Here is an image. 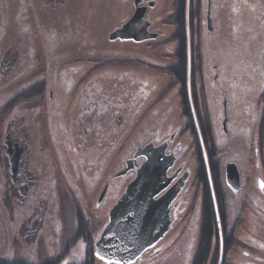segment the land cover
<instances>
[{"label": "rangeland", "instance_id": "rangeland-1", "mask_svg": "<svg viewBox=\"0 0 264 264\" xmlns=\"http://www.w3.org/2000/svg\"><path fill=\"white\" fill-rule=\"evenodd\" d=\"M173 1L174 0H156L157 4H154L156 8L153 9L150 14V21L153 22L152 30L157 31L159 34L163 33V37L149 39L147 46L142 44L137 46L136 49L129 50L130 53L136 57V59L134 58L135 60H131L130 63L127 60L121 62L122 64H115L113 61H105L101 65V61L96 60L94 56H89L88 59H84V61L81 62L82 60L79 61L72 59V57L70 58V55H79L81 52L95 51L96 49L101 50L104 43L108 44L107 36L110 30L120 26L130 14L129 8L124 5L125 3L123 4L122 0H0V58L4 61L3 63L0 59V63L3 65L1 67H5L6 69L3 72L0 71V75L3 74V76H0V105L6 104L5 107L0 106V111L6 110V113L4 112V117L11 118L12 112L16 113V110H21L23 107H29V110L30 106L36 102L35 106L40 110L39 115L31 114V110H27L26 112V114H28L26 117V131L29 132L31 141L38 143L37 147L41 153L39 166H42V169L38 172L40 174V180L35 185L34 196H36V203H39L40 199L50 196L51 193V196H54L51 199H46L47 203L45 209L49 212L51 211L50 218H52L46 219L47 225H45L44 229L45 234L42 235L46 241H44L43 245H38L40 250L37 251L20 249L17 242H15L17 232L14 231L13 213L15 212L16 218L22 215L25 209L14 206L15 201L13 198L15 191L12 189L10 183H8L7 180L5 181V159L3 156L1 157L0 147L1 262L9 263L13 261H22L27 264H41L39 261H46L45 256L50 254L49 249L54 250V255L57 254L58 251H61L60 249H63L65 251L67 250V253L71 251V254L68 256L69 263L67 264H82L84 254V257H87V248L85 246H88V242L76 236L79 220L81 218L87 224L86 232L85 229L84 232L88 236V248L90 251L93 250L92 243L94 234L99 229L101 223L100 220V222L97 220L98 217H96V219L94 216L91 209L92 204L88 203L89 201L87 200L88 196L85 198L84 194H82L87 204L82 205L83 203L79 204L77 201L74 203L70 200L66 192H63L60 187H56L58 183L55 182V187L52 183H45V176L43 174L45 167L50 166L49 163L52 164L51 162H53V159L47 156L48 153L44 152L45 148L47 152L48 149H50L49 151L51 153L53 152V155L56 157L55 145L57 149L61 150V152H58V155L62 156L61 153L64 155V148L69 142L65 139L66 134H58V132L64 131V129H58V123H61L60 127L65 128L70 121V123L73 124L74 130L75 127H77V130L73 132L75 139L73 140L78 144V150L86 152L84 150L85 148L82 147V144L85 142L81 140V137L85 138L84 134L81 132V125L83 123H77L78 119L74 116L75 104L73 100L77 98L76 94H78V92L81 93L79 91L80 85L85 84L87 80H83L80 84H77L79 80L76 79L75 87L71 88L73 89L72 92H66L64 87L57 90L59 100H57V103L53 102L52 106H54V108L48 107L49 110L56 111L57 114L53 117V124L47 127L46 123H44V116L48 117V114L46 109L43 108L47 103L45 101H40V103L37 100H33L37 98H30V94L26 92V90L25 92H21L24 91L23 89L27 86V84L24 83V79L31 78L29 81L30 83H33L35 80L42 81V83L45 84L47 83V96L49 86L53 88L56 85L53 83V81L56 80L55 77L62 76L58 75V73H64L66 70L74 69L75 66H79L78 62L83 63V66H79L81 72L84 68H109V72L105 73L107 76H105L103 84L108 104L110 105L109 107L113 109L108 114H110V116L113 115L114 120L110 118L109 115H105L103 124H99L100 127L103 128V135L100 134L101 145L103 144L108 147L114 146V150H118V153H120L119 158L122 157L126 159L130 155L135 143L140 144L144 142L146 137L149 139L152 138L146 136L147 128H149L151 132L156 130L162 134L175 130V128L181 124L180 130L178 131L181 136L188 138V142H185V145L188 149L187 156L189 155L186 164L191 170L192 177H190V179L195 176L197 167L192 155V145L189 139L191 136L189 131L185 128L184 119L182 117L178 87L173 80L172 74L168 71V69L171 68L168 66L175 61L174 53L176 50V41L172 38L174 36L172 31L174 30L175 33V26L173 25L172 27L171 25V21L176 13V5ZM201 1L203 2L205 0ZM227 1H231L233 5H235L234 0H216V2L213 3L216 8L214 6L211 7L212 16L217 18V21L215 19V23L211 25L212 31H210V24L207 27L204 23L205 17H209V13L205 11L204 8L200 12V21H203V29L200 30L199 44L203 60L204 87L207 104L209 100H212L215 108H217L216 106L218 104L220 107V103L217 101L220 94L228 92L233 113L239 114L240 120H242L243 125H245L247 121V116L245 117V113L243 112V105L247 102L245 99L247 98L256 103L258 102L259 96L264 91V76L262 75V66L264 67V58H262L264 57V21H261V18L264 16V11L262 12L256 8L257 5L260 6L259 1L264 2V0H238L239 4L246 8L241 10L240 19H235L234 23L230 22L233 15L228 12L231 8V4ZM219 3L220 7L217 8ZM202 5L204 6V4ZM222 17H225L226 20L222 19ZM242 19L244 28H247L246 21L256 20L260 24L259 25L255 21L256 25L254 28H256L255 34L257 35H254L257 38L250 41V46L251 44H256L254 48H250V46L243 41L244 28L242 29L239 24ZM217 22L218 25H216ZM219 24L221 27L222 24H224V27L220 28ZM233 26L238 27L237 34H233L231 38L226 37V33H228L231 28L233 29ZM155 28H159L161 31ZM249 30L252 29L249 28ZM258 31L260 33H258ZM250 35L248 31L247 36ZM260 37L263 38V41L261 44H257L261 41ZM111 44L109 46L110 48H117L118 43H114V45ZM107 48L108 46L104 49ZM261 48L263 52L262 57L259 55V50H261ZM146 59L147 61H145ZM95 62H98L99 66H97ZM213 65H217L221 71L214 74L212 69ZM116 68H118V70ZM129 68H134V73L126 72ZM254 69H257V71L253 74H248V77L241 74L248 73L251 70L254 71ZM215 71L217 72L218 70ZM91 72L90 70L89 73L91 74ZM257 72L258 75H256ZM37 73H39L38 76ZM76 75H74V77L70 76L69 80H74L73 78H75ZM71 83L73 82L71 81ZM16 98L19 100L9 106V102ZM68 104H71L73 109L70 107L67 108ZM246 105L249 104L246 103ZM65 109L69 110L72 116H68V111L65 115ZM216 112V110L213 111L214 116ZM252 112L255 116L256 114H254L253 109ZM62 116H64L65 119H63ZM213 119H215V117ZM64 121L67 123H64ZM1 122L2 120L0 119V126ZM214 123L216 134L221 135L217 129L223 132L222 118L218 116ZM211 124L213 130L214 125L212 119ZM88 125V129L90 130V124ZM255 131L256 129L243 138L236 137L232 140H228L222 147V151L218 149L216 160L219 167L220 180L224 178L222 163L224 161L235 160L234 154H232L233 149H239L238 151L241 152L243 163L240 169L243 170L242 175L244 181H248L250 178L254 177L255 170H253L251 166L254 154L250 151V147H253L254 144L253 137H255ZM199 134L202 140L201 133ZM50 139L54 142L53 145L47 143ZM214 139L215 137L213 136V140ZM62 145L64 146L63 148ZM71 146H73V144ZM201 153V158L206 168L208 159L204 156L202 147ZM78 155H80V152H78ZM108 160L109 162L113 161V158H108ZM53 178L55 179L54 174ZM208 181H211L210 173H208ZM125 183L126 186L128 182ZM245 186L247 187L248 185ZM195 196V201L199 200L198 197L200 193H195ZM232 197V195L227 196L230 207L233 206L232 203H234L236 208H239V201L237 199L235 201ZM51 200H54L56 203L52 201V207L54 208L50 207L49 209ZM12 207L13 209L11 211L10 208ZM77 207L80 210H77ZM226 208L227 207H225V209ZM240 210L245 217L247 209ZM75 212H77L78 215H74ZM234 212L238 215V210L236 209L234 211L233 208H231L230 214L233 215ZM192 217V212L182 217L175 226L174 232H181L182 235V231L187 230V227H189L187 225L192 223ZM233 218L230 221H232ZM182 222H184V227L183 225L180 226L183 224ZM200 222L201 220H199V223ZM53 223L60 227L61 237L56 236V233L53 232ZM199 235V226L195 231L192 225L183 236L184 240L182 244L177 243L168 249L166 248L165 252H163L165 256L170 253L171 249L173 250V254H171L173 256L166 257L170 260V264H185L188 261H190L188 264H191L199 242ZM170 237L171 236L168 238L170 239ZM179 238H181V236H179ZM55 240H59V242L56 243ZM64 241L69 243V245L61 244L64 243ZM32 243L33 241H28L26 244L32 246ZM61 253L63 252H59L60 256ZM67 253H63L64 256L61 258L66 257ZM164 257L161 256L160 258L163 259ZM89 261L95 264L91 259H89ZM58 264H63V262H59Z\"/></svg>", "mask_w": 264, "mask_h": 264}, {"label": "flooded vegetation", "instance_id": "flooded-vegetation-1", "mask_svg": "<svg viewBox=\"0 0 264 264\" xmlns=\"http://www.w3.org/2000/svg\"><path fill=\"white\" fill-rule=\"evenodd\" d=\"M122 1L123 4L125 3L124 5L129 8L130 14L128 18L120 24V26L115 27L114 29L112 28L110 30V33L107 36L108 44L104 43V46L101 50L96 49L95 51L81 52L79 55H70V58L72 57V59L79 61L82 60L81 62H83L84 59H88L89 56H94L96 60L101 61V65L105 61H113V63L115 64H122L121 62L127 60L130 63L131 60L136 59L135 55L130 53L131 49H136L137 46L142 44L147 46L149 39L151 40L153 38L152 35H156L154 39L163 37V33L159 34L157 31L152 30L153 22L150 21L151 11L156 8V6L154 5L155 3L157 4L156 0ZM234 1L235 5H233L231 1H227L229 4H231V8L228 12L232 13L233 15L232 19L230 20V22L233 23L235 19L238 18L237 13L239 9L244 7L239 4L238 0ZM214 2H216V0H205L202 2V4H204L205 6L204 7L202 5V9L204 8L205 11L209 13V17H205L204 23L207 27L210 24L209 26L211 27V31V25L215 23V19L217 21V18L212 16L211 10V7L214 6ZM173 3H175V0L173 1ZM261 3L264 5L263 1H261ZM219 7L220 3L217 8ZM139 8H142L143 10ZM137 9H139L138 14H140V12L143 13L142 16H136V19L130 22V19L133 18ZM222 19L226 20L225 17H222ZM255 21L256 20L250 21L253 28L256 25ZM171 25L173 27L172 23ZM216 25H218V22L216 23ZM199 26L201 29L203 26V21L200 22ZM219 26L220 28H222L224 27V24H222V27L220 24ZM155 29L160 30L159 28ZM248 31L251 35L255 34V29ZM172 32L174 33V30ZM258 33L260 32L258 31ZM112 34L114 35L111 37ZM256 38L257 37L250 36L249 39V37L247 36L248 42L246 43L248 44V46H250V41ZM260 38L261 41L257 44H261L264 37ZM114 43H118L117 48H110V44L114 45ZM107 46L108 48L104 49ZM255 46L256 44H251L250 48H254ZM262 54L263 52L261 48V50H259L260 57H262ZM0 59L3 61L2 58ZM145 61H147V59ZM81 62H78L79 66H83V63ZM95 64L99 66L98 62H95ZM173 65L174 61L168 67H171ZM1 66L3 65L0 63V71H5V67ZM79 66H75L74 69L66 70L64 73H58V75L62 76L55 77L56 80L53 81V83L56 84V88H52L51 86H49L47 96V83L45 84L42 83V81L36 80L33 83H30L29 81L31 78L24 79V83H26L27 86L25 89H23L24 91L21 92H25V90L26 92L35 90L43 91L42 95H39L38 97H36L37 99L33 100H37L39 102L45 101L47 103L46 106L43 107L44 109H46L48 114V117L44 116V123H46L47 127H49L50 124H53V117L57 114L56 111L54 112L48 109V107L54 108V106H52L53 102L57 103V100H59L57 90H60L61 87H64V90L66 92H72L73 89L71 88L75 87L77 81L76 79L79 80L77 84H80V82H82L83 80H87L85 84L80 85L79 91L81 93L78 92V94H76L77 98L73 100V103L75 104L74 116H76V118L78 119L77 123H83L81 125V132L82 134H84L85 138L81 137V140L82 142H85L84 144H82V147L85 148L84 150L86 152H84L83 150H78V144L74 142L75 139L73 132L77 130V127H75L74 130L73 124L70 123V121L68 126L65 128L60 127L61 123H58V129H64L63 132H58V134H66L67 138L65 137V139L69 142L68 145L64 148V155L61 153L62 156L58 155V152H61V150L57 149L55 145L54 147L56 150V157L53 155V152L51 153L49 151L50 149H48V152L46 148L45 151L43 150L44 152L48 153V157L53 159V162H51L52 164L49 163L50 166L45 167V171L43 172L45 176V183H52L54 187L55 182L58 183L56 187H60L63 192H66L70 200L74 203L75 201H77L79 204L83 203L82 205H85L87 204L85 198H87L88 196L87 200L89 201L88 203L92 204L91 209L94 213L95 218L98 217V219H96L98 221H101L99 229L94 234L91 259L93 262H95V264H116L106 263L94 256L93 251L95 242L97 241L101 229L104 227L108 220L110 208L122 193L126 184L125 182H129V180L134 175L136 167L140 165L144 160V156H139L136 158L138 148L145 145L147 146V144H152L154 146H166L167 155H172L173 157L172 166L167 172L168 178L173 179L168 184L166 189L174 185L176 182H180L181 186L175 199L170 205V224L167 232L152 247L143 252L132 264H170V260H168L166 257L173 256L171 255L173 254V250L171 249L170 253L167 254V256H165L163 252H165L166 248L168 249L169 247L176 245L177 243L182 244L184 240L183 236L189 230L190 226L193 225V229L195 231L199 226L200 231L201 222L199 223V220L202 219V212L204 208L203 184L198 183L194 179V177L190 179V177H192L191 170L186 164V160L189 158V155L187 156L188 149L185 145V142H188V138L181 136V134L179 133L178 130H180L181 124L180 126L175 128V130L171 132H164L162 134L157 132L156 130H153V132H151L149 128H147L146 136L152 138L149 139L148 137H146V140L144 142L140 144L135 143L130 155L126 159L122 157L119 158L120 153H118V150L115 151L114 146L108 147L103 144L101 145L100 139V134L103 135V128L100 127L99 124H103L104 116H110V114L108 113L113 110L109 107L110 105L108 104L107 95L105 94L103 84L105 76H107L105 75V73L109 72V68L102 69V67H100L99 69H96L95 67H91L84 68L81 72ZM116 69L118 70V68ZM212 69L214 74L221 71L220 68L217 67V65H213ZM90 70L92 71L91 74L89 73ZM215 70L218 71L216 72ZM127 71L134 73L135 70L134 68H129L126 70V72ZM251 71L241 74L247 76L248 74H253L255 71H257V69H254V71L252 72ZM258 72L256 75H258ZM38 75L39 73H37V76ZM74 75H76V77L73 78L74 80H69V77H74ZM262 75L264 76L263 66ZM0 76H3V74ZM71 81L73 83H71ZM224 93L225 92L220 94L217 100L220 103V107L218 104L216 106L217 108H215L212 100H209L208 103L213 125L215 124L214 121L217 120L218 116L219 118H222L223 132L222 130L217 129L219 131V134L221 135L216 134L215 125L213 128V136L215 137L214 145L218 149H223L222 147L225 145L226 141L232 140L236 137L243 138L245 136H248L251 132H254V130L256 129L254 133L255 137H253L254 140L252 139L254 144L253 147H250V151L254 154V158L252 159L253 163L251 166L253 170H255V174L253 178H250L251 180L249 179L248 181H244L242 175L243 170L240 169L243 163L241 152L238 151L239 149H233L232 154H234L235 160L224 161L222 163L224 178L217 183L216 190L214 189L213 183L211 181L207 182L206 186L209 188L214 216V225L218 238L217 247L220 248L218 250V257L215 259H208L205 264H264V188L261 187V184L264 183V129L262 133L260 130L263 128V126H260V123L264 120V107L262 105L260 106L259 99L258 102L254 103L245 97V101H247L246 103H248L249 105H246V103L245 105H243V112L245 113L244 116H247V121L245 125H243L242 120H240L239 114H234L232 111V104L230 98L228 97V92H226L225 94ZM35 104L36 102L30 106L29 110V107H23L21 110H16V113L12 112L11 118H8L6 116L4 117L6 110L1 109L2 111H0V119L2 120L0 126V147L1 157L3 156L5 159V181L7 180L8 183H10L12 189L15 191L13 200L16 202V204L14 202V206H19L25 209V211L22 212V215H19L16 218L15 212L13 213L14 231L17 232V238L15 239V242H17V245L20 249L23 248L33 251L40 250L38 245L40 244L41 246L43 245L44 241H46L44 237H42V235L45 234L44 229L45 225H47L46 219H52L50 218L51 211L49 212L47 211V209H45L47 203L46 199H51L54 197L51 196V193L50 196H46L45 198L40 199L39 203H36V196H34L35 185L40 180V174L38 172H40L42 169V166H39L41 153L39 151V148L37 147L38 143L31 141L29 132L26 131V117L28 116L26 112L27 110H31V114L39 115L40 110L37 109L38 107L35 106ZM0 106L5 107L6 104H1ZM69 107L73 109V106L71 104L67 105V108ZM252 109L254 110V114H256L255 116L252 114ZM215 110L217 112L214 116L213 111ZM67 111L68 116H72L71 112L66 109L65 115ZM214 117L215 119H213ZM62 118L65 119L64 116H62ZM110 118L114 120L113 115L110 116ZM64 123L67 122L64 121ZM88 124H90V130L88 129ZM47 143L49 145L54 144L51 139ZM72 144L73 146H71ZM63 147L64 146L62 145V148ZM16 150H20L21 153L17 162L16 172L11 173L10 168L11 164L15 160L14 157L16 154ZM78 152H80V155H78ZM108 158H113V161L109 162ZM228 163H235L238 168L239 182L237 187H232L226 179L225 170ZM53 174L55 175V179L53 178ZM245 185L248 186L246 187ZM164 191L165 190H163L161 194ZM198 192L200 193V196L198 197L199 200L195 201V193ZM82 194H84V199ZM228 195H232V198L235 201L236 199L239 201V208H236V205L234 203H232L233 206L230 207V203L227 200ZM52 201L54 200H51L49 209L50 207H52ZM54 203L56 202L54 201ZM225 207L227 208L225 209ZM231 208H233L234 211L237 209L238 215H236L235 212L233 215H231ZM12 209L13 207L10 208L11 211ZM240 209H247L245 217L242 215ZM77 210L80 209H78L77 207ZM191 212L193 215V221L192 223L187 225L189 226L187 227V230H183L182 235L181 232L175 233V226L178 224L181 218L186 216L187 214H190ZM74 215H78V213L75 212ZM232 218L233 220L230 221ZM182 223L183 224H181L180 226L183 225L184 227V222ZM52 230L56 233V236L61 237L60 227L57 224H52ZM169 236H171L170 239L168 238ZM179 236H181V238H179ZM82 238L83 237H81V239ZM28 241H33L32 246L26 244ZM55 242L57 243L59 242V240H55ZM61 244L69 245V243H66L65 241ZM60 250L62 252L64 251L63 249ZM61 251H58V253L54 255V250L49 249L50 254H47L45 256L46 260L53 262L54 264H58L59 262H63V264L69 263L68 256L71 254V251H69L66 257L63 258H61L62 256L59 255V252ZM84 256L82 264L86 259V257ZM161 256L165 257L161 259ZM188 263H190V261L186 262L185 264Z\"/></svg>", "mask_w": 264, "mask_h": 264}, {"label": "water", "instance_id": "water-1", "mask_svg": "<svg viewBox=\"0 0 264 264\" xmlns=\"http://www.w3.org/2000/svg\"><path fill=\"white\" fill-rule=\"evenodd\" d=\"M139 9L130 19V22L136 19V16H142L143 13L138 14ZM188 9L189 0H186L188 101L200 145L206 157L190 94ZM152 36L154 38L156 35ZM166 148V146H154L152 144L138 148L136 158L144 156V160L136 167L133 178L127 183L119 198L110 208L108 220L101 229L94 245L93 254L95 257L106 263L132 264L167 232L170 224V205L181 184L176 182L166 189L173 179L167 176V172L173 163V157L167 155ZM20 153V150H16L15 160L10 168L11 173L16 172ZM206 168H208L207 164ZM225 175L232 187L238 186L239 171L235 163L226 165ZM163 190L165 191L161 194Z\"/></svg>", "mask_w": 264, "mask_h": 264}, {"label": "trees", "instance_id": "trees-1", "mask_svg": "<svg viewBox=\"0 0 264 264\" xmlns=\"http://www.w3.org/2000/svg\"><path fill=\"white\" fill-rule=\"evenodd\" d=\"M176 13L171 23L175 26V33L172 37L176 41V50L174 53V65L168 69L172 74L173 80L178 87V96L180 101V109L182 111V117L185 122V128L189 131L190 142L192 145V155L196 164V172L194 179L203 184L204 187V208L202 212L200 238L194 253L191 264H205L210 258H217L219 248L217 247V232L214 225V216L212 211V204L209 194V188L206 186L208 182V173H210L211 182L214 189L220 181V173L218 171V163L216 156L218 151H222L215 147L213 140V130L211 124V114L209 113V106L207 104L206 92L204 87L203 77V60L200 53V12L202 10L201 0H189L188 9V28H189V48H190V94L193 104L194 116L197 122L199 133H201L203 146L205 149V155L208 159V168H205L204 162L201 158V145L199 142L198 134L192 118L189 101H188V87H187V37H186V0H175ZM31 97H38L43 94V91H31L28 92ZM18 98L9 102V106L13 105ZM260 106L264 107V92L259 96ZM8 105V104H7ZM10 108V107H9ZM259 126V125H258ZM260 126H263L261 133L264 129V120L261 121ZM217 149V150H216ZM208 172V173H207ZM206 187V188H205ZM86 223L81 218L77 227V237H83L89 246L88 236L86 232ZM85 229V232H84ZM215 239V242H214ZM72 244V243H71ZM87 248L86 259L83 264H92L89 259L92 258V251ZM67 253V250L63 251ZM61 253V256L64 254ZM92 260V259H91ZM0 264H27L22 261L13 262H1ZM41 264H54L50 261H43Z\"/></svg>", "mask_w": 264, "mask_h": 264}, {"label": "crops", "instance_id": "crops-1", "mask_svg": "<svg viewBox=\"0 0 264 264\" xmlns=\"http://www.w3.org/2000/svg\"><path fill=\"white\" fill-rule=\"evenodd\" d=\"M259 3H260V6H256V8L258 9V10H260V11H264V5L261 3V1H259ZM244 8H246V7H242L241 9H239V11H238V18L237 19H240V14H241V10H243ZM232 12H233V10H232ZM257 13V12H256ZM264 14V13H263ZM263 14H262V16H263ZM261 21H264V16L261 18ZM246 24H247V28L245 27L244 28V23H243V19H242V21H240L239 22V24L241 25V28L243 29L244 28V36H243V41H245V43L246 42H248V39H247V32H248V30H249V28H251V29H256V28H253L252 27V24H251V22L250 21H246L245 22ZM238 24V25H239ZM239 25V26H240ZM249 25V26H248ZM260 25V24H259ZM201 29H203V27L201 28ZM234 29V30H233ZM233 29L231 28V30L228 32V33H226L227 35H226V37H233V34L235 35V34H237V32H238V27H234L233 26ZM211 31V30H210ZM251 37H256L255 35H250ZM250 36H248L249 37V39H250ZM247 44V43H246Z\"/></svg>", "mask_w": 264, "mask_h": 264}, {"label": "snow or ice", "instance_id": "snow-or-ice-1", "mask_svg": "<svg viewBox=\"0 0 264 264\" xmlns=\"http://www.w3.org/2000/svg\"><path fill=\"white\" fill-rule=\"evenodd\" d=\"M261 187L264 188V183L261 184Z\"/></svg>", "mask_w": 264, "mask_h": 264}, {"label": "bare ground", "instance_id": "bare-ground-1", "mask_svg": "<svg viewBox=\"0 0 264 264\" xmlns=\"http://www.w3.org/2000/svg\"><path fill=\"white\" fill-rule=\"evenodd\" d=\"M210 1V0H209Z\"/></svg>", "mask_w": 264, "mask_h": 264}]
</instances>
